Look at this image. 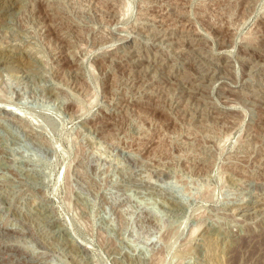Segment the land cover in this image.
<instances>
[{"label": "rangeland", "instance_id": "1", "mask_svg": "<svg viewBox=\"0 0 264 264\" xmlns=\"http://www.w3.org/2000/svg\"><path fill=\"white\" fill-rule=\"evenodd\" d=\"M0 264H264V0H0Z\"/></svg>", "mask_w": 264, "mask_h": 264}, {"label": "bare ground", "instance_id": "2", "mask_svg": "<svg viewBox=\"0 0 264 264\" xmlns=\"http://www.w3.org/2000/svg\"><path fill=\"white\" fill-rule=\"evenodd\" d=\"M242 209V208H241ZM245 209V208H244ZM246 209H247V207H246Z\"/></svg>", "mask_w": 264, "mask_h": 264}]
</instances>
